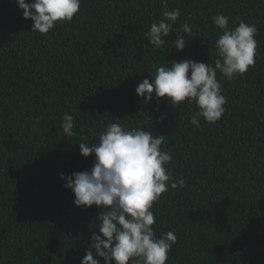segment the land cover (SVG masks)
Wrapping results in <instances>:
<instances>
[{
  "label": "trees",
  "instance_id": "trees-1",
  "mask_svg": "<svg viewBox=\"0 0 264 264\" xmlns=\"http://www.w3.org/2000/svg\"><path fill=\"white\" fill-rule=\"evenodd\" d=\"M167 4L180 17L156 48L146 34L164 18L162 0H81L77 16L47 34L32 32L16 0H0V264H81L100 209L77 207L60 174L91 170L95 157L78 144L98 143L109 123L165 136L166 167L185 181L151 209L156 237H177L166 264H264V0ZM217 14L230 28H258L254 65L231 80L217 72L222 118L196 127L195 102L145 104L136 87L158 66H215ZM185 22L192 32L181 52L173 41ZM65 113L73 137L61 127Z\"/></svg>",
  "mask_w": 264,
  "mask_h": 264
},
{
  "label": "clouds",
  "instance_id": "clouds-1",
  "mask_svg": "<svg viewBox=\"0 0 264 264\" xmlns=\"http://www.w3.org/2000/svg\"><path fill=\"white\" fill-rule=\"evenodd\" d=\"M163 19L152 23L146 34L149 44L161 48L166 37L174 32L173 26L180 17V9L168 10L167 0H162ZM26 20H31L32 32L47 34L57 22H71L81 10V0H16ZM213 23L222 30L215 41V66L192 60L173 61L170 66H158L150 81L148 78L136 87V94L145 104L153 98L157 103L166 99L178 109L184 102H195L196 108L190 119L199 127L204 118L208 123L218 122L226 112V97L217 72L231 80L245 74L255 63L258 28L255 24L240 21L235 28L229 27V17L217 14ZM182 33L173 41L177 51H184L185 34L192 29L186 22ZM169 65V64H168ZM65 135L73 137L75 121L65 113L61 125ZM165 136H153L141 128L131 130L119 123H109L100 133L98 143H79L83 157H95L90 171L60 174L65 188L75 196L77 207L100 209L97 231H93L89 247L81 264H166L174 232L156 237L153 231L154 213L151 210L162 194L177 187H184L183 179L176 181L166 167L172 160L161 146ZM102 234V235H101Z\"/></svg>",
  "mask_w": 264,
  "mask_h": 264
}]
</instances>
